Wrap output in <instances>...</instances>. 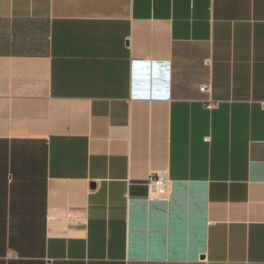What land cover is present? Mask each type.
Here are the masks:
<instances>
[{
	"label": "crops",
	"instance_id": "crops-1",
	"mask_svg": "<svg viewBox=\"0 0 264 264\" xmlns=\"http://www.w3.org/2000/svg\"><path fill=\"white\" fill-rule=\"evenodd\" d=\"M0 264H264V0H0Z\"/></svg>",
	"mask_w": 264,
	"mask_h": 264
},
{
	"label": "built area",
	"instance_id": "built-area-1",
	"mask_svg": "<svg viewBox=\"0 0 264 264\" xmlns=\"http://www.w3.org/2000/svg\"><path fill=\"white\" fill-rule=\"evenodd\" d=\"M200 90L203 93H209L210 91L208 87H202ZM216 106L217 103L208 100L205 108L206 110L211 111L215 109ZM145 185L147 187V199L149 200L167 199L172 192L171 181L165 171L151 173L148 176Z\"/></svg>",
	"mask_w": 264,
	"mask_h": 264
}]
</instances>
